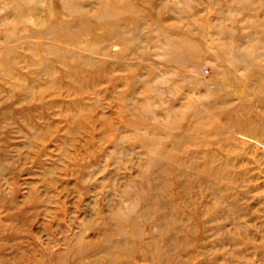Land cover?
Masks as SVG:
<instances>
[{"label":"rangeland","instance_id":"obj_1","mask_svg":"<svg viewBox=\"0 0 264 264\" xmlns=\"http://www.w3.org/2000/svg\"><path fill=\"white\" fill-rule=\"evenodd\" d=\"M0 264H264V0H0Z\"/></svg>","mask_w":264,"mask_h":264}]
</instances>
